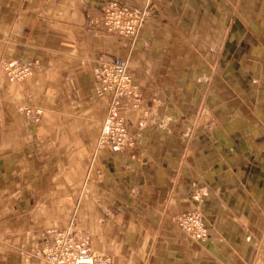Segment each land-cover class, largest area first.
Returning a JSON list of instances; mask_svg holds the SVG:
<instances>
[{
	"label": "crops",
	"instance_id": "0c3cea01",
	"mask_svg": "<svg viewBox=\"0 0 264 264\" xmlns=\"http://www.w3.org/2000/svg\"><path fill=\"white\" fill-rule=\"evenodd\" d=\"M108 1L149 9L132 46L93 24ZM113 57L147 107H121L120 152L96 149ZM20 58L40 69L0 70V264H46L58 228L111 264H264V0H0V62ZM192 211L205 242L171 221Z\"/></svg>",
	"mask_w": 264,
	"mask_h": 264
},
{
	"label": "built area",
	"instance_id": "2783aa9c",
	"mask_svg": "<svg viewBox=\"0 0 264 264\" xmlns=\"http://www.w3.org/2000/svg\"><path fill=\"white\" fill-rule=\"evenodd\" d=\"M146 19V13L127 3L108 1L96 9L92 22L99 30L133 44ZM0 68L10 82H20L38 71L40 63L20 58L3 61ZM93 77L97 88L109 98L96 149L108 148L112 152H120L133 146L120 110L123 104L129 109H137L141 92L127 70L126 61L117 57L101 59ZM24 114L31 122H37L40 112L25 106ZM171 221L194 241L205 242V227L199 211L176 215ZM40 258L46 264H111L110 255L95 252L85 236L74 233L70 228L44 231L40 241Z\"/></svg>",
	"mask_w": 264,
	"mask_h": 264
},
{
	"label": "rangeland",
	"instance_id": "374dc122",
	"mask_svg": "<svg viewBox=\"0 0 264 264\" xmlns=\"http://www.w3.org/2000/svg\"><path fill=\"white\" fill-rule=\"evenodd\" d=\"M132 6V5H131ZM134 7V6H133ZM136 9H138V8H136ZM138 10H140V11H142V13H146L147 14V19H146V21H144V23L143 24H145L149 19H150V11H149V9L147 8V7H141V9H138ZM114 36H116V35H114ZM117 37H119V36H117ZM119 38H121L124 42H125V44H127V45H129V46H132V44L130 43V42H128L127 40H125L124 38H122V37H119ZM118 58V57H117ZM25 59H27V60H29L28 58H25ZM121 59V58H120ZM6 61V60H5ZM1 62H3V61H1ZM0 62V63H1ZM0 70H1V68H0ZM3 72V71H2ZM4 73V72H3ZM2 76H3V78H4V80H5V83L7 84V85H13V84H20V85H22L23 87V89H25V85H26V83L29 81V77L28 78H26V79H24V80H22V81H20V82H10L8 79H7V77H6V74H2ZM19 85V86H20ZM24 106H26L24 103H23V101H21V108L23 109V114H24ZM28 107H29V104L27 105ZM147 107H143V100H142V95H141V100H140V102L138 103V105H137V109H133V108H131L130 110L131 111H138V110H141V109H146ZM40 116V115H39ZM28 119V118H27ZM49 230V229H48ZM44 231H46V230H44ZM43 231V232H44ZM43 234V233H42ZM41 241V240H40Z\"/></svg>",
	"mask_w": 264,
	"mask_h": 264
}]
</instances>
